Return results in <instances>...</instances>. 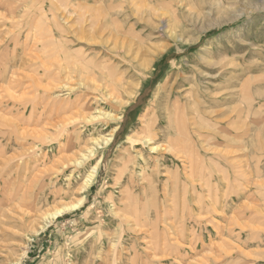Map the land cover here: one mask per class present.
<instances>
[{"label":"rangeland","instance_id":"1","mask_svg":"<svg viewBox=\"0 0 264 264\" xmlns=\"http://www.w3.org/2000/svg\"><path fill=\"white\" fill-rule=\"evenodd\" d=\"M147 2L0 0V264H264V0Z\"/></svg>","mask_w":264,"mask_h":264},{"label":"bare ground","instance_id":"2","mask_svg":"<svg viewBox=\"0 0 264 264\" xmlns=\"http://www.w3.org/2000/svg\"><path fill=\"white\" fill-rule=\"evenodd\" d=\"M126 1V0H125ZM129 1V0H128ZM142 3H143V0H140ZM147 1V0H146ZM168 1H171V3L174 1V0H150V2H147V3H149L148 4V7L147 6H145V4H141L139 7L137 6V8H135V10L131 13V15L130 14H128V15H126L125 16V20L126 21H128L129 22V20L130 19H132V17H135L136 18V22H139V21H141V23H143L142 21H146L145 19V16L147 17V16H149V17H153V16H158L159 17V14H162V13H159V12H155V11H157V9L159 8V7H164L167 3H168ZM129 4V3H128ZM147 5V4H146ZM133 6H136L135 4L133 5ZM104 10V12L106 13V8L104 7L103 8ZM160 12H161V10H160ZM159 13V14H158ZM158 14V15H157ZM164 15V14H163ZM65 16V15H64ZM158 17H156V18H158ZM163 17V16H162ZM148 18V17H147ZM155 18V17H154ZM107 19H108V23H112V24H114L116 21H114V22H112V20L110 19V18H108L107 17ZM164 19H165V17H164ZM68 20V19H67ZM151 20V19H150ZM99 21V20H98ZM97 21V22H98ZM106 21V20H105ZM158 21V20H157ZM174 20H170V21H166V20H164L163 22H164V24L166 23V25L164 26V25H162V27H160V28H162V32L164 33V34H166V35H168L170 38H173V39H176V40H178V32H177V28H179V30H183V28H181V26L180 25H173L172 24V22H173ZM147 22V21H146ZM127 23V22H126ZM145 23V22H144ZM101 26V25H100ZM111 27H113V26H111ZM105 28V27H104ZM116 28V27H115ZM122 28V27H121ZM106 29V28H105ZM119 29V28H118ZM100 31V30H99ZM113 31V30H112ZM115 31H117V30H115ZM119 32V31H118ZM117 32V33H118ZM98 32H96V34H97ZM109 33H111V32H109ZM103 34V33H102ZM118 35V34H117ZM120 36V35H119ZM118 36V37H119ZM72 37V36H71ZM77 37V36H76ZM81 38V37H80ZM79 38V39H80ZM76 39V38H75ZM78 39V40H79ZM112 39V38H111ZM117 40V39H116ZM81 43V42H80ZM94 43V42H93ZM164 56V55H163ZM78 60H75V62H77ZM56 63H58V62H56ZM63 64V63H62ZM58 65L59 64H57L56 66L58 67ZM62 66V65H61ZM60 67V66H59ZM58 67V68H59ZM63 67V66H62ZM65 70V69H64ZM72 70V69H71ZM71 70H70V72H69V70H68V73L70 74V73H72L71 72ZM84 71L86 72V70L84 69ZM65 72V71H64ZM78 72V71H77ZM61 73H63V72H61ZM76 74V73H75ZM68 74H66V76H67ZM79 76V75H78ZM72 78V76H69V78ZM83 77V76H82ZM60 78V77H59ZM68 78V79H69ZM76 78V77H75ZM62 79V78H61ZM64 79H65V76H64ZM43 80V79H42ZM59 80V79H58ZM71 80H73V78L71 79ZM92 80H94V79H92ZM99 81V80H98ZM63 82H65V81H63ZM67 83H71V81L69 80V82H67ZM100 83H102V82H100ZM56 84H58V83H56ZM82 84V83H81ZM60 85V84H59ZM94 85H96V84H94ZM51 86V85H50ZM50 86H47V87H49V89H50ZM52 86H53V84H52ZM45 87V86H44ZM63 87V86H62ZM97 87V89H99L98 88V86H96ZM95 87V88H96ZM102 88V87H101ZM126 88V87H125ZM38 89H40V88H38ZM42 89V88H41ZM40 89V90H41ZM42 91V90H41ZM86 93V92H85ZM51 94H53V93H51ZM126 94V93H125ZM80 95V94H79ZM187 98V97H186ZM70 108V107H69ZM74 108V107H73ZM54 110V109H53ZM68 112V111H67ZM70 114H75V112L74 111H72ZM76 114H78V113H76ZM82 115V114H81ZM83 115H86V114H83ZM107 115V114H106ZM67 116V115H66ZM70 116H72V115H70ZM75 116V115H74ZM79 116V115H78ZM108 116H110V115H108ZM73 117V116H72ZM76 117V116H75ZM74 117V118H75ZM83 117V116H82ZM63 118V117H62ZM66 118V117H65ZM69 118H71V117H69ZM68 118V119H69ZM81 118V117H80ZM97 118V117H96ZM101 118V117H100ZM77 119V118H76ZM82 119V118H81ZM92 119H95V118H92ZM70 120V119H69ZM65 122V121H64ZM72 122V121H71ZM70 122V123H71ZM161 123V121L158 119V118H154V119H150V121L149 122H147V124H146V127H145V130H143V131H141L140 132V134H136L135 135V138H136V140L138 141V142H141L142 144H144V145H146V144H151V143H153V142H155L158 138H160V135H157V134H153V132H152V130H153V128L152 127H156V126H158L159 124ZM14 125V124H13ZM153 125V126H152ZM52 126H54V125H52ZM18 128V127H17ZM127 131V130H126ZM182 131V130H181ZM183 132V133H182ZM181 133L182 134H186L187 133V131H182ZM115 133V132H114ZM135 133V132H134ZM17 136V135H16ZM166 136V138H167V140L169 141V143H173V144H175L176 142H178V139L176 138V137H174V136H172V135H165ZM112 138H113V136H112ZM112 138H110V140H107V141H113V139ZM109 142H107V144L109 143ZM151 150L152 151H157L158 150V147H155L154 145L153 146H151ZM175 154V153H174ZM178 155V154H177ZM100 164V161H98V163H97V165L96 166H94V168H93V170L90 172V174L88 175V177H87V180H86V185L87 186H90L92 183H93V180H94V178H95V176H96V173H97V166ZM82 204V201H80V202H78L77 204H74V205H71V206H67L66 207V210H68V209H70V208H77V207H79V205H81ZM61 210L60 211H57L56 213H54V214H52L51 216H53V217H56L57 215H59V214H61ZM18 264V263H17Z\"/></svg>","mask_w":264,"mask_h":264},{"label":"trees","instance_id":"3","mask_svg":"<svg viewBox=\"0 0 264 264\" xmlns=\"http://www.w3.org/2000/svg\"><path fill=\"white\" fill-rule=\"evenodd\" d=\"M217 32H218V31H214V32L211 33V35L216 34Z\"/></svg>","mask_w":264,"mask_h":264}]
</instances>
